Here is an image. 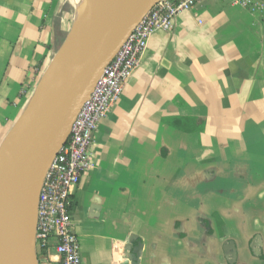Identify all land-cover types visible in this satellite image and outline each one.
Returning <instances> with one entry per match:
<instances>
[{"label": "crops", "instance_id": "obj_1", "mask_svg": "<svg viewBox=\"0 0 264 264\" xmlns=\"http://www.w3.org/2000/svg\"><path fill=\"white\" fill-rule=\"evenodd\" d=\"M68 0H0V146L70 32ZM207 0L149 40L71 196L82 264H264V0ZM235 247L230 259L229 246ZM40 264H61L52 247Z\"/></svg>", "mask_w": 264, "mask_h": 264}, {"label": "water", "instance_id": "obj_2", "mask_svg": "<svg viewBox=\"0 0 264 264\" xmlns=\"http://www.w3.org/2000/svg\"><path fill=\"white\" fill-rule=\"evenodd\" d=\"M161 0H88L66 41L58 74L39 88L0 146V264H40L36 233L45 176L105 69ZM230 259L235 247L229 246ZM139 255L132 261L137 263Z\"/></svg>", "mask_w": 264, "mask_h": 264}, {"label": "built area", "instance_id": "obj_3", "mask_svg": "<svg viewBox=\"0 0 264 264\" xmlns=\"http://www.w3.org/2000/svg\"><path fill=\"white\" fill-rule=\"evenodd\" d=\"M207 0H161L144 17L105 69L90 99L74 122L67 143L50 166L40 192L36 249L40 256L53 247L61 264H82L80 243L73 230L71 196L93 166L91 148L101 120L120 102L125 85L138 69L150 38L169 32L178 16ZM246 9L263 8L257 0H234Z\"/></svg>", "mask_w": 264, "mask_h": 264}, {"label": "bare ground", "instance_id": "obj_4", "mask_svg": "<svg viewBox=\"0 0 264 264\" xmlns=\"http://www.w3.org/2000/svg\"><path fill=\"white\" fill-rule=\"evenodd\" d=\"M117 1H118V5H120L121 0H117ZM73 2L75 3L77 8L78 7L82 8L83 4L87 3L88 0H74ZM78 37L79 34L76 37L73 38L71 37L66 43V45L62 48V50L57 54L54 62H51L50 66L44 73V75L47 74V76L50 77L49 79H51L53 75L58 74L66 53L68 52V50L74 47V45L78 41Z\"/></svg>", "mask_w": 264, "mask_h": 264}, {"label": "rangeland", "instance_id": "obj_5", "mask_svg": "<svg viewBox=\"0 0 264 264\" xmlns=\"http://www.w3.org/2000/svg\"><path fill=\"white\" fill-rule=\"evenodd\" d=\"M74 0H68V2H67V4H66V7H65V9H66V12L68 13V14H70V15H72L73 17H72V20H71V22H70V30L72 29V26L74 25V23H75V21H76V19H77V17H78V14H79V12H80V10H81V8H77L76 7V5H75V3L73 2ZM85 4H83V6H84ZM82 6V7H83ZM57 54H58V52H57ZM57 54H56V56H57ZM56 56H54V58L52 59V62H54V60H55V58H56ZM45 73V72H44ZM43 76H44V74L40 77V79H39V81H38V84H37V88H39V86H40V84L42 83V81H43ZM36 88V89H37ZM35 93V92H34ZM45 255H47V253L45 254ZM45 255H43V256H40V255H37V258H38V261H39V263H40V261L44 258V256Z\"/></svg>", "mask_w": 264, "mask_h": 264}, {"label": "trees", "instance_id": "obj_6", "mask_svg": "<svg viewBox=\"0 0 264 264\" xmlns=\"http://www.w3.org/2000/svg\"><path fill=\"white\" fill-rule=\"evenodd\" d=\"M67 34L64 32H61L60 30L56 31L55 33V41H54V48L58 52L64 42L66 41Z\"/></svg>", "mask_w": 264, "mask_h": 264}]
</instances>
